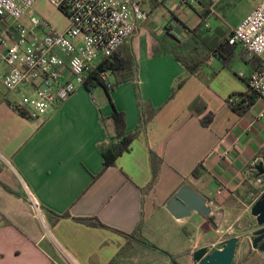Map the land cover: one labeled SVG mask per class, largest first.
I'll return each instance as SVG.
<instances>
[{
  "label": "crops",
  "instance_id": "1",
  "mask_svg": "<svg viewBox=\"0 0 264 264\" xmlns=\"http://www.w3.org/2000/svg\"><path fill=\"white\" fill-rule=\"evenodd\" d=\"M198 4V26L208 24L212 32L208 42L205 36L200 40L208 51L234 28L213 32L208 20L220 2ZM158 5L124 43L135 56L136 74L114 86L110 98L104 87L83 86L43 116L22 115L14 106L22 92L4 88L9 69L0 58V264H197L198 249L220 250L210 247L234 237L242 242L233 264H250L249 249L264 264V253L250 238L256 221L249 202L251 192L264 194L258 182L264 180V100L255 97L243 115L230 105L254 95L249 78L262 64L255 69L256 59L234 48L230 59L209 52L191 73L174 51L198 26L177 17L166 27L150 21ZM146 107L155 110L153 119L130 151L106 167L104 152L116 137L114 111L126 115V132L132 133ZM210 113L213 122L205 127L201 120ZM151 152L162 164L157 184L148 190ZM184 185L209 200L217 226L197 213L176 219L167 210ZM51 213L97 218L109 229L72 218L55 222ZM135 232L138 238L123 235Z\"/></svg>",
  "mask_w": 264,
  "mask_h": 264
},
{
  "label": "built area",
  "instance_id": "2",
  "mask_svg": "<svg viewBox=\"0 0 264 264\" xmlns=\"http://www.w3.org/2000/svg\"><path fill=\"white\" fill-rule=\"evenodd\" d=\"M35 1L0 0V58L9 69L3 86L9 92H22L21 102L14 106L33 118L47 114L86 85L102 62L148 20L143 3L150 0H49L69 20L64 31L46 29L32 14ZM201 1L179 0L177 8ZM211 1L214 6L220 2ZM35 28L43 34L32 32ZM171 33L178 36L175 28ZM228 40L230 46L244 52L246 59L264 58V0L233 29ZM96 77L113 88L111 71H99ZM249 87L264 100V62L251 74ZM263 181L258 180L260 184ZM258 199L259 194L250 193L251 206ZM35 208L39 210L36 205ZM226 242L221 239L210 249L223 247Z\"/></svg>",
  "mask_w": 264,
  "mask_h": 264
},
{
  "label": "trees",
  "instance_id": "3",
  "mask_svg": "<svg viewBox=\"0 0 264 264\" xmlns=\"http://www.w3.org/2000/svg\"><path fill=\"white\" fill-rule=\"evenodd\" d=\"M62 10V9H61ZM63 11V10H62ZM209 11V10H208ZM64 12V11H63ZM175 18V17H174ZM169 29V28H168ZM193 37L189 38L187 42L184 43L183 46L179 47L174 51L175 57L179 62H181L191 73H194L198 67L202 64L205 59V55L209 54V52H213L215 54H220L225 57V59H230L233 56L234 47L229 44V35L226 37L225 35L220 39L219 43L215 46L213 44L208 45V51L204 46H201L200 40L203 42H208V30H204V24H200L193 31ZM206 44V43H205ZM253 67L256 69L259 65L262 64L261 59H256L253 62ZM137 62L134 54L130 51L129 48H126V45H122L110 58L105 59L102 64L99 66L98 70L94 73V76L91 77L86 85L88 89H93L95 87H104L109 94L114 89V86L119 85L121 83H125L134 78L137 70ZM253 68V69H254ZM109 70L112 72L115 82L113 88L109 89L105 84L99 82L96 77L99 71ZM182 87V83L179 84V88ZM247 98L243 99L239 103H231L232 109L238 114L243 115L254 103L255 97H258L255 93L253 96H246ZM234 98V96H233ZM194 108V105L191 106V110ZM17 112L24 115L21 110L15 108ZM155 115V110L153 108L146 107L142 111L141 117V125L140 127L132 132H126V115L123 112H119L117 110L114 111L113 119L116 125V137L114 138V143L110 146L109 149L105 150L104 158H105V166H113L116 163V160L123 155L125 152L130 151L131 144L135 139L138 138L140 132L143 128L148 125L149 121L153 119ZM214 114L210 113L206 118L201 120L202 124L205 127H209L213 122ZM162 160L159 158L154 152H151V166L153 170L152 180L148 186V190H152L158 182L160 168H161ZM194 176H198V172H194ZM264 185V181L263 184ZM55 219V222H58L62 218H72L70 215L60 216L55 213H51ZM74 221L85 224L90 227L95 228H106L99 219L97 218H72ZM128 239H133L135 237L138 238V233L128 235L123 234ZM141 240V239H140ZM144 243H148L146 240L142 239ZM175 264H178L175 259H173Z\"/></svg>",
  "mask_w": 264,
  "mask_h": 264
},
{
  "label": "rangeland",
  "instance_id": "4",
  "mask_svg": "<svg viewBox=\"0 0 264 264\" xmlns=\"http://www.w3.org/2000/svg\"><path fill=\"white\" fill-rule=\"evenodd\" d=\"M258 3L259 0H221L220 5L218 6V13L211 16V18H209L208 20L210 26L212 27V31L216 32L218 29L228 31L230 28H236L240 24V22L253 9L256 8ZM143 5L145 10L148 12L153 7L152 5H158L149 20L152 22H158L159 24L163 25L162 27H166L169 23H173L175 25L176 17V19H180L190 28L198 26L201 21L198 12L202 7L198 3L194 6H184L182 8H177V6L180 5L179 0H150L148 3H143ZM175 5L177 6L174 9ZM32 14L45 24L46 29L64 31L69 25V20L65 13L61 9L53 5L49 0H36L32 7ZM218 15L220 16V18ZM26 24L28 25V23ZM221 24L223 28H219ZM204 30H208V32H211L207 27H204ZM32 32L38 35L43 34V31L38 28L32 29ZM100 89L101 88H98V90ZM21 100L22 94L17 95L16 103L21 102ZM182 232L183 235L186 236V231L184 229L182 230ZM248 247L250 248V245H248ZM251 252L252 251H250V249L247 250V257L250 256V254H253L249 263L260 264V257L257 256V253L255 251L252 253Z\"/></svg>",
  "mask_w": 264,
  "mask_h": 264
},
{
  "label": "water",
  "instance_id": "5",
  "mask_svg": "<svg viewBox=\"0 0 264 264\" xmlns=\"http://www.w3.org/2000/svg\"><path fill=\"white\" fill-rule=\"evenodd\" d=\"M263 165L262 163L261 166ZM166 208L176 219H185L197 213L205 217L213 226H217L218 216L209 206V200L189 185L182 186L167 202ZM251 214L256 221L253 225L255 230L250 237L252 246L255 250L264 253V194L253 205ZM241 242L240 238L234 237L228 240L220 250L209 252L207 247L198 249L193 254L194 262L197 264H233L237 247Z\"/></svg>",
  "mask_w": 264,
  "mask_h": 264
}]
</instances>
